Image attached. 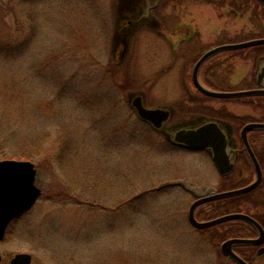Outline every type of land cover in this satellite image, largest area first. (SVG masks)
<instances>
[{"label":"rangeland","instance_id":"obj_1","mask_svg":"<svg viewBox=\"0 0 264 264\" xmlns=\"http://www.w3.org/2000/svg\"><path fill=\"white\" fill-rule=\"evenodd\" d=\"M151 15L153 24H136L122 0H0V160L33 162L42 189L0 244V264L19 253L32 264L218 263L216 234L188 221L195 195L155 190L180 180L223 190L255 179L253 168L223 178L208 153L168 143L130 102L141 95L171 109L168 133L203 114L264 120V98L215 100L191 82L209 48L264 37V8L164 0ZM128 30L115 52V36ZM263 51L221 53L201 80L224 91L256 87ZM252 137L264 157V132ZM201 211L219 213L211 203Z\"/></svg>","mask_w":264,"mask_h":264},{"label":"water","instance_id":"obj_2","mask_svg":"<svg viewBox=\"0 0 264 264\" xmlns=\"http://www.w3.org/2000/svg\"><path fill=\"white\" fill-rule=\"evenodd\" d=\"M153 1L155 2L151 7H149L147 0H122V3L129 13H131V19L135 20V23L140 25V23L151 24L153 22L154 17L151 15V10L159 6L160 0ZM257 1L264 6V0ZM154 21L156 22V20ZM131 24L132 22H130V25ZM129 31L130 30H128L125 35L128 34ZM131 34L130 32L128 38L125 40L119 38V34L115 36L113 42L115 52L122 46H125V48L127 47ZM259 45H264V38L235 44L219 45L205 51L194 64L192 70V83L196 90L207 97L215 99L264 96V65L262 64L264 59H260L259 61L257 70V82L259 87L256 89L234 92L216 91L206 87L199 77L202 66L214 56L227 51L241 50ZM130 105L139 119L150 124L158 132L163 133L169 142L189 150L208 151L211 154L215 167L221 175H227L233 172L234 162L228 153V141L230 139L232 142V138L231 134L228 133L227 135L222 128L225 124L224 121L199 116L200 120L198 122L184 124L173 133H168L166 131V124L173 117V111L171 109L163 107L150 108L141 95H137L131 99ZM251 131H264V123H250L246 125L242 131L244 148L256 172V179L252 184L236 190L218 192L214 188L201 191L198 186L185 180H180L164 184L159 188L182 186L197 197V200L191 204L188 211V220L193 227L197 229H206L234 219H243L258 226L251 217L241 213L228 214L207 222L198 221L195 215L196 209L204 203L246 194L260 185L263 174L261 165L248 140V133ZM230 152L233 153L232 150H230ZM36 175L37 170L35 164L31 161L0 160V243L5 240L7 229L11 222L17 216L30 211L41 197L42 190L36 185ZM207 194L210 195L206 196ZM235 243H249V241L239 239L230 240L223 244L222 249L227 255H231L238 263L245 264L230 251L231 245ZM227 248L229 249L228 251H226ZM32 259V255L30 254L19 253L11 259L10 264H31ZM1 261L2 254L0 252V262Z\"/></svg>","mask_w":264,"mask_h":264},{"label":"flooded vegetation","instance_id":"obj_3","mask_svg":"<svg viewBox=\"0 0 264 264\" xmlns=\"http://www.w3.org/2000/svg\"><path fill=\"white\" fill-rule=\"evenodd\" d=\"M254 1L258 5H260L262 8H264V6L261 3H259L257 0H254ZM163 2L164 0H160L159 6L157 8L152 9L151 11L155 9H159L162 6ZM251 39H254V38H251ZM251 39H248V40H251ZM243 41H246V40H243ZM227 43H230V42H227ZM260 59H264V56L257 57L256 59L257 67L259 65ZM262 64L264 65V61ZM257 67H256V71H257ZM255 81H257V77L255 78ZM237 118H238L237 116L236 117L234 116V118L219 119L221 121H224L225 123L224 126H222V128L226 132V134L227 135L228 133L231 134L232 142L229 139L228 153L231 156L232 161L234 162V170L230 174L221 175L218 172L223 178H228L233 175H237V173L245 171L246 166H251L255 172V169L250 161V158L244 148L242 131L245 128V126L250 123H254V122L264 123V121H248V122H244L243 124H240L236 121ZM259 132H264V131L249 132L248 140L262 168L263 178H262V182L260 183V185L249 193L238 195V196H233V197L226 198V199L210 201V202L200 205L196 209V213H195L196 219L200 222H207V221H210V220H213V219H216V218L228 215V214L241 213V214H245L251 217L258 224L257 226L256 224L250 223L243 219H234V220L223 222V223H220L218 225H215V226H212L206 229L200 230L194 227L196 230H199V231H207V232L210 231L213 233V235L216 234V238H218L219 240L218 241L219 257H218L217 264H240L233 257H231V255H227L225 251L222 249V246L224 243L230 240H237V239L247 240L249 241V243H235L231 245L230 251L233 254H235L245 264H264V163H263L264 160H262L264 157L263 156L261 157V155L254 149L253 137H252L253 133H259ZM181 148L186 149L184 147H181ZM186 150H189V149H186ZM230 150H232L233 153H231ZM189 151H192V150H189ZM194 152H206L211 157V154L208 151H194ZM255 179H256V172H255ZM255 179L248 181V182H244L243 184L232 185L223 190H220L216 187H214V189H216L218 192L236 190V189H240V188H243V187H246L252 184L255 181ZM182 190L194 196L192 192L186 190L184 187H182ZM209 195L210 194H207L206 196H209ZM196 200H197V197L194 196V201ZM209 203L215 204L216 206H218L219 213L215 215L214 217H202L200 215L201 214L200 212H202L201 208L204 205L209 204ZM14 222L15 220L11 222V224L8 227V231ZM228 250L229 249L227 248L226 251Z\"/></svg>","mask_w":264,"mask_h":264},{"label":"trees","instance_id":"obj_4","mask_svg":"<svg viewBox=\"0 0 264 264\" xmlns=\"http://www.w3.org/2000/svg\"><path fill=\"white\" fill-rule=\"evenodd\" d=\"M255 38H261V37H255ZM242 41H243V40H242ZM234 42H236V41H234ZM237 42H239V41H237ZM254 48L260 50L261 48H264V46H258V47H254ZM251 49H252V48H251ZM248 50H249V49H246V50H239V51H235V52H239V53H241V52H245V51H248ZM240 51H241V52H240ZM261 56H262V57L264 56V51L261 52L260 55H259L258 57H261ZM206 86H208V87H210V88H212V89L220 90L218 87L212 85V84L209 83V82H206ZM204 97H205V96H204ZM206 98H208V97H206ZM253 98L262 99V98H264V97H252V98H250V99H253ZM247 99H249V98H247ZM202 116L211 117V118H214V119H221V117L210 116V115H207V114H203ZM262 121H264V120H262ZM20 217H21V216H20ZM20 217H18L17 219H19Z\"/></svg>","mask_w":264,"mask_h":264}]
</instances>
